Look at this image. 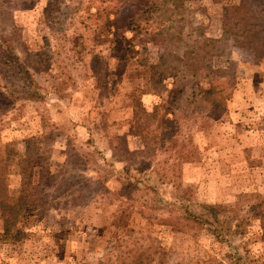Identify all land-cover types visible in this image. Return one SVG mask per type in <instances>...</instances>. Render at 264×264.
Masks as SVG:
<instances>
[{
    "label": "rangeland",
    "instance_id": "1",
    "mask_svg": "<svg viewBox=\"0 0 264 264\" xmlns=\"http://www.w3.org/2000/svg\"><path fill=\"white\" fill-rule=\"evenodd\" d=\"M184 2L187 18L209 37H220L225 15L246 2L264 35V0ZM50 3L0 0V195L21 193L28 201L8 229L0 208V264L108 261L117 236L163 249L160 264H219L229 249L209 230L213 220L201 226L185 219V209L204 204H232L220 217L232 224L237 217L245 229L232 245L263 250L256 215L264 213V54L227 47L209 60L232 88L225 110L186 106L195 81L166 94L167 109L190 119L182 126L197 151L196 160L173 166L166 152L142 153L133 116L132 97L141 101L142 117L160 100L140 92L148 81L164 77L171 87L153 67L161 48L76 17L60 25V36L52 16L44 17Z\"/></svg>",
    "mask_w": 264,
    "mask_h": 264
},
{
    "label": "trees",
    "instance_id": "2",
    "mask_svg": "<svg viewBox=\"0 0 264 264\" xmlns=\"http://www.w3.org/2000/svg\"><path fill=\"white\" fill-rule=\"evenodd\" d=\"M54 11L56 13L53 14ZM48 16H52V32L63 37L66 33L62 32L60 25L76 17V20L78 19V22L84 26L95 24L112 34L118 30L130 31L132 36L129 41L141 35L161 48L158 62L153 67L165 73L166 78L171 80V87L164 83V77L159 76L152 82L148 81L150 88L145 87L140 92L156 93L160 100L153 107L151 116L142 117L141 101L137 97H132L133 116L136 134L143 140L142 153L148 156L149 153L156 155L158 151L166 152L168 155L165 161L172 158L175 161L173 166L196 160L197 151L191 133L182 126L187 122L190 123V119L184 112L177 113L167 109L166 94L184 80L195 81L197 89L191 91L192 97L185 99L186 106L196 101L211 108L213 112H215L213 108L217 107L225 110V103L232 88L227 87V81L223 79L224 71L211 67L209 60L214 56L222 55L227 47L253 46L256 54H264V35L260 25L255 23L257 18L253 6L246 2H241L235 13L225 15L220 37L204 35L200 32V27L193 26L187 18L184 0H66L64 3L51 0L44 17ZM144 71L148 79L147 71ZM201 81L206 84L202 85ZM140 121H143V125ZM155 122L160 128L149 129L150 124ZM152 132L155 134L152 135ZM174 175L175 171L170 176ZM162 177L164 178V175ZM167 180L169 182L171 178ZM27 204L28 201L21 193L15 195L2 193L0 195L2 227L8 229L16 226L26 213ZM232 210V204H204L199 209H185V219L201 226L213 220V226L208 225L209 230L229 249L225 255L227 260H222L219 264H264V249L257 252H251L249 249L240 252L232 245L230 238L243 234L245 230L241 219L235 217L236 221L232 224L231 218L220 217ZM256 217L260 220L259 239L264 242V213ZM120 238L119 236L115 238L110 251L111 254L116 252L115 256L112 255L113 259L109 258L108 261L98 259L91 264H141L148 260L162 263L159 258L165 257V251L152 245V242L131 245L127 241L120 242ZM4 241L2 230L0 242Z\"/></svg>",
    "mask_w": 264,
    "mask_h": 264
}]
</instances>
